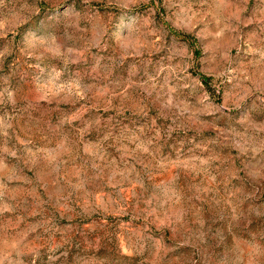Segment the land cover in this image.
Masks as SVG:
<instances>
[{"label":"rangeland","instance_id":"374dc122","mask_svg":"<svg viewBox=\"0 0 264 264\" xmlns=\"http://www.w3.org/2000/svg\"><path fill=\"white\" fill-rule=\"evenodd\" d=\"M0 264H264V0H0Z\"/></svg>","mask_w":264,"mask_h":264}]
</instances>
